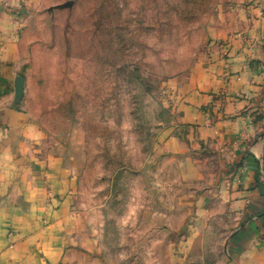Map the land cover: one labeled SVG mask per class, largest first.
<instances>
[{
  "label": "rangeland",
  "instance_id": "1",
  "mask_svg": "<svg viewBox=\"0 0 264 264\" xmlns=\"http://www.w3.org/2000/svg\"><path fill=\"white\" fill-rule=\"evenodd\" d=\"M30 26L22 77L44 152L80 171L76 216L98 264H220L222 226L193 222L192 187L163 146L167 81L194 53L172 0H50Z\"/></svg>",
  "mask_w": 264,
  "mask_h": 264
},
{
  "label": "crops",
  "instance_id": "2",
  "mask_svg": "<svg viewBox=\"0 0 264 264\" xmlns=\"http://www.w3.org/2000/svg\"><path fill=\"white\" fill-rule=\"evenodd\" d=\"M172 1L195 46L167 81L165 159L192 185L193 222L222 226L220 264H264V0ZM60 7L0 0V264H98L75 213L80 171L42 149L21 73L30 26Z\"/></svg>",
  "mask_w": 264,
  "mask_h": 264
},
{
  "label": "water",
  "instance_id": "3",
  "mask_svg": "<svg viewBox=\"0 0 264 264\" xmlns=\"http://www.w3.org/2000/svg\"><path fill=\"white\" fill-rule=\"evenodd\" d=\"M22 83H23V80L20 79L19 84H18V92L20 93V95L22 94Z\"/></svg>",
  "mask_w": 264,
  "mask_h": 264
}]
</instances>
